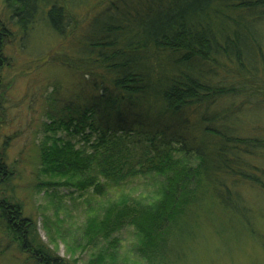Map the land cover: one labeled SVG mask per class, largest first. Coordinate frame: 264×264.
I'll use <instances>...</instances> for the list:
<instances>
[{
	"label": "trees",
	"instance_id": "trees-1",
	"mask_svg": "<svg viewBox=\"0 0 264 264\" xmlns=\"http://www.w3.org/2000/svg\"><path fill=\"white\" fill-rule=\"evenodd\" d=\"M106 2L0 0V131L8 126L1 95L10 45L17 55L35 54L38 36L55 37L48 63L77 75L71 95L55 84L46 99L44 133L55 138L44 136L37 147L32 189H73L104 201L136 179L153 187L143 198L125 193L97 203L68 248L103 241L104 251L86 264H114L119 236L132 228L144 264H177L203 221L219 237L245 233L264 244L248 195L264 194V135L239 133L242 106L214 109L263 89L264 0ZM5 143L0 230L21 255L14 264H71L23 217L11 186L22 159L9 165Z\"/></svg>",
	"mask_w": 264,
	"mask_h": 264
},
{
	"label": "rangeland",
	"instance_id": "rangeland-1",
	"mask_svg": "<svg viewBox=\"0 0 264 264\" xmlns=\"http://www.w3.org/2000/svg\"><path fill=\"white\" fill-rule=\"evenodd\" d=\"M102 1L104 3L101 7H104L107 0ZM52 39L51 43H48L45 36H38L39 42L35 45L38 53L35 54L17 55L11 45L7 51L8 56L13 58L3 78L4 84L9 87L1 97L3 96L2 100L7 108L4 109L8 126L0 131V144L7 141L5 144L9 165L17 159H22L14 169L18 176L11 186L15 190V202L22 204L23 217L30 218L32 223H35L41 241L55 256L69 260L71 264H86L94 253L104 251L103 241L81 245L78 249H82L76 252L70 250L74 247L73 240L83 231L85 222L98 208L97 203L114 201L125 193L131 197L143 198L151 194L153 187L147 181L136 179L122 188L108 191L104 201L91 197L90 192L76 193L73 189L57 188L47 190L46 193L32 189L39 175L35 165L38 157L37 147H40L44 136L55 138L52 132L44 133V123L50 122L46 118V99L55 91V84L59 85L58 90L68 97L67 95H71V91L75 90L77 80L75 73L50 66L48 63L51 55H55V37ZM49 44L52 45L48 47ZM259 82L263 86L260 92L258 89L252 91L249 88L242 96L220 101L214 108L220 112L232 104L235 107L242 106V110L239 109L238 112L244 114L243 119L238 120V126L239 133L245 137L264 135V106L261 107L264 104V75ZM257 101L263 104L257 106ZM251 106L253 108H250ZM21 153L23 157L20 156ZM39 178L43 179L41 176ZM8 190L11 191L10 187ZM248 195L251 205L254 204L255 208L253 227L256 233L264 238V218L261 217V213L264 215V194ZM119 239L117 257L113 256L114 264H144L133 251L136 242L133 229L124 230ZM190 246L192 248H188L187 255L179 258L181 262L177 264H264V244L245 233H226L219 237L204 221L198 238ZM18 256L21 255L15 244L0 230V264H14Z\"/></svg>",
	"mask_w": 264,
	"mask_h": 264
}]
</instances>
